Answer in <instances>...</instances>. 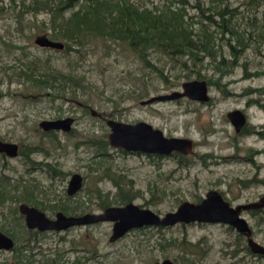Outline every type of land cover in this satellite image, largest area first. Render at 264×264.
Returning a JSON list of instances; mask_svg holds the SVG:
<instances>
[{"label": "rangeland", "instance_id": "1", "mask_svg": "<svg viewBox=\"0 0 264 264\" xmlns=\"http://www.w3.org/2000/svg\"><path fill=\"white\" fill-rule=\"evenodd\" d=\"M128 1L149 8L171 3L181 6L178 0ZM188 1V12L197 13L198 0ZM202 1L208 6L212 0ZM229 4L235 10L241 37L249 44L244 49L239 46L240 56L235 60L230 55L228 36L219 37L228 64L222 72L209 60L203 67L183 70L169 57L154 53L152 61L169 76L161 79L122 43L105 38L88 37L84 47L76 46L71 52L40 47L36 37L51 36V30L35 32L50 25L47 12L36 9L33 0H0V140L21 146L16 158L0 154V190H5L0 196V224L9 221L2 230L9 235L15 230L18 247L22 240L32 238L31 248L24 254L34 264H154L165 258L175 264H264V255L250 250L247 237L221 222L143 227L111 242L114 222L110 221L61 232L36 234L33 230L30 236L19 211V205L26 202L43 207L50 217L58 211L73 214L82 208L85 212L78 214L98 213L103 209L96 189L108 196L111 205H122L114 182L101 178L108 168L117 172L115 177L121 179L132 202L162 216L184 201L201 202L212 189L233 206L263 196L264 41L258 34L264 27V0H229ZM199 69L208 82L209 101L184 98L141 104L151 96L182 91L185 82L198 79ZM51 70L72 71L79 77L78 86L68 85L63 95L28 79H38ZM141 94L146 98L140 99ZM89 108L126 123H150L167 137L190 138L195 149L182 158L128 153L109 144L106 150L100 149L106 155L101 156L96 144L109 143L111 130ZM237 109L248 118L241 133L227 117ZM71 116L76 122L70 133H45L39 127L42 121ZM76 173L84 176L85 184L75 196H69V182ZM26 189L38 190L37 199L24 197ZM63 204L69 212L58 208ZM242 215L249 221L254 239L264 245V210ZM20 261V252L0 250V264Z\"/></svg>", "mask_w": 264, "mask_h": 264}, {"label": "trees", "instance_id": "2", "mask_svg": "<svg viewBox=\"0 0 264 264\" xmlns=\"http://www.w3.org/2000/svg\"><path fill=\"white\" fill-rule=\"evenodd\" d=\"M178 3L181 6H173L171 3L149 8L139 7L128 0H33L36 9L45 10L50 16V25L37 29L35 32L45 33L51 30L49 37L63 41L65 52L77 50L76 46L84 47L88 37L96 36L120 42L147 68L156 72L161 79H168L169 76L165 74L164 69L152 61L154 53L169 57L183 70L189 69L190 66L191 68L199 65L203 67L206 60H209L208 63H214V68L222 72V68L228 64L223 57V50L220 49L219 40L221 38L219 37L228 36L229 53L235 60L242 52L239 46L244 49V46L249 45L241 37L238 26L235 24L236 13L229 4V0H212L208 6L205 1L198 0L195 8L199 11L195 14L188 12L186 7L189 4L188 0H178ZM23 4L25 6L26 2ZM258 4L262 5L261 2ZM258 36L264 41V27L259 31ZM231 42H235V44ZM222 58L224 59L222 60ZM232 64L234 65L235 62L233 61ZM189 76L190 73H187L188 79H190ZM195 76L198 79L205 78L200 69ZM28 79L36 86L52 88L58 91V94L64 95L69 88L68 85L78 86L77 79L79 77L72 71L63 73L51 70L45 71L38 79L35 77ZM56 84H59V87ZM143 98H146V94L140 95V99ZM96 145L99 150L101 148L106 150L109 143L104 140ZM100 154L106 156L105 151L100 150ZM181 157L185 158L183 155ZM102 160H106V158ZM116 173L108 168L101 178H110L114 182L119 190L118 201L120 204L131 202V195L122 186L121 179L115 177ZM95 193L100 199L99 207L101 209L111 206L108 196H104L100 189H96ZM1 194L3 195L2 192ZM24 197L30 201L37 199L34 191L29 192L27 189ZM60 209L69 212L68 206L65 204L61 205ZM261 211L263 210L251 212L257 214ZM79 212H85V209L73 211V214ZM2 226L0 229H5V226ZM10 233L18 240L15 230ZM33 234L28 231V235ZM22 241L23 243L16 247V252H20L23 258V261L18 264H34L31 257L24 254L27 249L31 248L32 238ZM27 242L28 244H26Z\"/></svg>", "mask_w": 264, "mask_h": 264}, {"label": "water", "instance_id": "3", "mask_svg": "<svg viewBox=\"0 0 264 264\" xmlns=\"http://www.w3.org/2000/svg\"><path fill=\"white\" fill-rule=\"evenodd\" d=\"M35 43L40 47L64 50L63 41L54 40L48 35H39ZM208 82L204 79H196L185 82L182 91H173L168 94L151 96L141 101L142 105H150L157 102L175 101L187 97L196 101H209L210 95ZM93 116H102L93 108ZM229 118L239 132L247 122L246 114L242 110H234L229 113ZM111 132L108 135L109 144L128 153H146L156 155H172L182 153L191 154L195 149V142L190 138L167 137L164 131L155 128L150 123L140 121L137 123H126L112 118L105 119ZM75 118L66 117L56 120H45L40 123L42 129L63 130L71 132ZM0 152L10 156L19 154V145L13 142L0 141ZM83 188V176L79 173L71 177L68 186V194L74 196ZM264 209V195L258 200L231 205L222 193L216 189L209 190L199 203L184 201L177 210L160 215L150 208L141 207L134 202L123 205H111L101 212H91L83 215H67L60 211L55 219L49 218L46 213L38 207L27 203L19 205V211L25 216V221L30 229L40 231H62L74 226L94 225L103 222H114L111 242L124 237L134 229L143 227H169L177 224L199 223H225L234 227L240 234L248 239V245L253 253L264 255V245L254 239L253 229L249 221L242 215L245 211ZM15 246L12 237L0 231V249L11 250ZM154 264H175L171 259H165Z\"/></svg>", "mask_w": 264, "mask_h": 264}, {"label": "flooded vegetation", "instance_id": "4", "mask_svg": "<svg viewBox=\"0 0 264 264\" xmlns=\"http://www.w3.org/2000/svg\"><path fill=\"white\" fill-rule=\"evenodd\" d=\"M184 98H186V99H189V98H187V97H183V98H180V99H177V100H181V99H184ZM189 100H192V99H189ZM192 101H196V100H192ZM199 102H201V101H199ZM90 109V108H89ZM90 111H91V109H90ZM232 112V111H231ZM230 113V112H229ZM229 113L227 114V117L229 118ZM92 114V113H91ZM101 115L102 116H98V117H100V118H104V119H106V117H104V115L101 113ZM72 117V116H71ZM247 117V116H246ZM73 118H75V117H73ZM60 119H62V118H60ZM230 119V118H229ZM56 120V119H55ZM230 121H231V119H230ZM75 122H76V118H75ZM232 122V121H231ZM75 124V123H74ZM233 124V123H232ZM247 124H248V118H247V122H246V124L243 126V128L239 131V132H237V133H241L242 131H245L246 130V126H247ZM234 125V124H233ZM39 127L41 128V126H40V124H39ZM235 127V126H234ZM74 128V127H73ZM42 129V128H41ZM45 133H51V132H55V131H62V132H65V131H63V130H56V129H54V130H49V131H46V130H44V129H42ZM73 130V129H72ZM235 130H236V128H235ZM72 132V131H71ZM65 133H70V132H65ZM259 134H263L261 131H259ZM0 141H4V142H10V141H5V140H0ZM109 141V140H108ZM13 143H16V142H13ZM16 144H18V143H16ZM19 145V144H18ZM121 151H124V150H121ZM33 152H35V149H33ZM124 152H126V151H124ZM0 154H2L3 156H6V157H10V158H16V157H18V156H20V154H21V146L19 145V154L17 155V156H15V157H13V156H10V155H7L6 153H2V152H0ZM137 154H140V153H138L137 152ZM141 154H146V153H141ZM147 155H156V154H147ZM174 155H183V156H187V155H184V154H182V153H174ZM55 170V172L56 173H60V171H58L57 169H54ZM53 176V175H52ZM83 176V175H82ZM0 179H1V177H0ZM84 184H85V179H84V176H83V187H84ZM1 188V187H0ZM2 189H4V188H2ZM38 191V190H37ZM36 190H34V195L36 196V198H37V195H36V192H37ZM1 192L4 194L5 193V190H0V196H2V194H1ZM42 193H43V190L41 191ZM70 196V195H69ZM75 196V195H74ZM262 197V196H261ZM26 203V202H25ZM28 204V203H27ZM127 204V203H126ZM30 205V204H29ZM123 205V204H122ZM31 206H35V207H38V206H36V205H31ZM56 207V206H55ZM39 209H41V210H45L43 207H38ZM58 208H60V206L58 205ZM57 210H59V209H57ZM104 210V209H103ZM260 210H264V209H260ZM260 210H256V211H260ZM255 211V210H254ZM45 212V211H44ZM58 212H60V211H58ZM57 212V213H58ZM63 212V211H62ZM46 213V212H45ZM56 213V214H57ZM86 213H91V212H86ZM86 213H80V214H67V215H83V214H86ZM66 214V213H65ZM23 215V214H22ZM47 215V214H46ZM24 216V215H23ZM48 216V215H47ZM49 218H51V219H55L56 218V215H55V217H50V216H48ZM24 218H25V216H24ZM26 222V221H25ZM7 224V219L5 220V222L2 224H0V227H2V225H6ZM8 226H9V223L7 224ZM27 225V224H26ZM95 225V224H94ZM86 226H90V225H85V226H74V227H86ZM28 227V226H27ZM70 228H73V227H70ZM70 228H68L67 230H69ZM29 229V231H31L32 233H35V232H33V230L34 231H36V234L38 233V231L39 232H41V233H45V232H50V231H56V230H50V231H40V230H38V229H30V228H28ZM0 231H2V232H4L5 234H7V235H9L8 233H6L4 230H2V229H0ZM62 231H66V230H62ZM58 232H61V231H58ZM131 232V231H130ZM35 234V235H36ZM128 234V233H127ZM10 237H12L13 239H14V241H15V246L13 247V249H11V250H9V251H13V250H15L16 251V247H17V240L12 236V235H9ZM123 238V237H122ZM119 240V239H118ZM1 250V249H0ZM5 251H7V250H5ZM165 259H168V258H165ZM164 259V260H165ZM169 259H171V258H169ZM172 260V259H171ZM163 261V260H162ZM174 261V260H173ZM157 262H161V261H157ZM156 263V262H155ZM174 263H175V261H174Z\"/></svg>", "mask_w": 264, "mask_h": 264}]
</instances>
